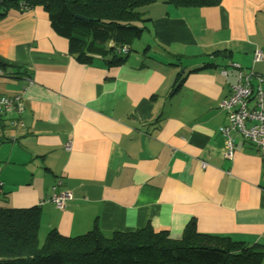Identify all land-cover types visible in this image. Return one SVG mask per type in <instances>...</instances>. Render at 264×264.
I'll return each instance as SVG.
<instances>
[{
    "label": "crops",
    "instance_id": "0c3cea01",
    "mask_svg": "<svg viewBox=\"0 0 264 264\" xmlns=\"http://www.w3.org/2000/svg\"><path fill=\"white\" fill-rule=\"evenodd\" d=\"M146 8L147 42L118 65L78 60L41 6L0 17V58L17 64L2 68L0 96L24 105L0 115V206H38L39 243L53 229L178 237L194 219L198 232L263 244L261 148L232 133L228 157L220 127L234 64L264 80V0ZM58 179L72 193L61 209L41 202Z\"/></svg>",
    "mask_w": 264,
    "mask_h": 264
},
{
    "label": "trees",
    "instance_id": "16d2710c",
    "mask_svg": "<svg viewBox=\"0 0 264 264\" xmlns=\"http://www.w3.org/2000/svg\"><path fill=\"white\" fill-rule=\"evenodd\" d=\"M156 1L176 7L218 2L0 0V17L11 9L24 11L41 6L54 32L68 40L69 50L78 60L90 63L101 57L107 65H118L126 61L133 50L132 39L145 28L143 23L149 19L146 7ZM109 41L107 49L104 43ZM122 47L127 51L122 52ZM8 65L17 64L0 58V68ZM38 226V206H0V264H261L264 258V243L249 244L229 236L198 232L194 219L188 221L178 237L150 225L133 231H113L108 236L97 228L76 236L53 229L39 243Z\"/></svg>",
    "mask_w": 264,
    "mask_h": 264
},
{
    "label": "built area",
    "instance_id": "2783aa9c",
    "mask_svg": "<svg viewBox=\"0 0 264 264\" xmlns=\"http://www.w3.org/2000/svg\"><path fill=\"white\" fill-rule=\"evenodd\" d=\"M121 50L122 52L127 51L125 47ZM261 59L262 53L255 51L253 61ZM234 66L237 69V82L231 85L229 95L221 102V108L228 115V125L220 127V131L226 136V155L228 157L233 155L234 146L231 134L237 133L261 148L264 161V80L259 76H254L253 72L242 69L238 64ZM3 75L4 70L0 68V76ZM220 75H227L226 68L220 69ZM23 107L21 95L17 97L0 96V115L8 111L19 115ZM19 124H22L20 119L15 122V125ZM60 183L58 179L51 186V192L41 202H51L57 208H63L66 202L72 199V193L66 189L55 191Z\"/></svg>",
    "mask_w": 264,
    "mask_h": 264
},
{
    "label": "rangeland",
    "instance_id": "374dc122",
    "mask_svg": "<svg viewBox=\"0 0 264 264\" xmlns=\"http://www.w3.org/2000/svg\"><path fill=\"white\" fill-rule=\"evenodd\" d=\"M146 31H142V33L140 34V37L137 39L135 38L132 42H131V48H133V50H131V54H135L137 51L142 50L144 48V44L147 42V36H146ZM119 42V41H118ZM106 48L108 49V47L110 46V41L109 42H105L104 43ZM116 45H118V43L116 42ZM137 49V51H136Z\"/></svg>",
    "mask_w": 264,
    "mask_h": 264
},
{
    "label": "water",
    "instance_id": "95a60500",
    "mask_svg": "<svg viewBox=\"0 0 264 264\" xmlns=\"http://www.w3.org/2000/svg\"><path fill=\"white\" fill-rule=\"evenodd\" d=\"M76 17H79V16H76Z\"/></svg>",
    "mask_w": 264,
    "mask_h": 264
}]
</instances>
